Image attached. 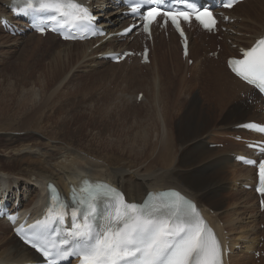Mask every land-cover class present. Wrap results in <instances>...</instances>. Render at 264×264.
<instances>
[{
  "label": "bare ground",
  "instance_id": "bare-ground-1",
  "mask_svg": "<svg viewBox=\"0 0 264 264\" xmlns=\"http://www.w3.org/2000/svg\"><path fill=\"white\" fill-rule=\"evenodd\" d=\"M94 1L99 4L95 15L104 18V23H102L104 26L122 25L124 27L127 24L126 18L113 19V15L119 14L121 9L116 10V7L104 0ZM11 2L12 0H0L1 14L7 13L6 6ZM237 11L243 13L238 14ZM231 13L234 14V18H238L231 29L243 36L239 37L229 33L224 36L226 42L231 40V45L247 44L249 46L254 39L264 35V0H249L237 9L234 8ZM240 18H242L241 22H239ZM246 35L257 37L248 41ZM31 36L42 39L36 35ZM49 37L58 40L54 35H49ZM99 41L53 43L51 48L60 49L55 50L54 54L57 55L51 59L46 69L48 74L36 78L38 85L41 84V88L47 89L50 81H56L61 73L75 65L89 76H98L99 79L102 77V80L103 78L115 80L119 77L126 82L129 79L134 82L138 78V81L134 83L138 85L137 88L146 87L147 89L152 83L155 86L153 91H150V88V92L145 89L148 94H145L144 103H151L152 111L150 118L143 126V132L126 135L125 126L109 118L107 111L111 110L110 107H115L116 102L108 99L113 94L109 96L110 90L100 89V84L96 87L92 84H75L74 86H77L72 87L75 90L74 96L71 95L73 91L69 97H77L76 90L81 89L93 93L97 97V104L106 105L103 108V114L109 120L101 118L99 121H93L90 117H86L87 100L72 102L70 99L64 100L63 94L68 96L66 93L71 90L62 93V96H58L56 91L50 92L41 107L35 109L34 112H37L35 117L29 113L41 102V99L37 100L35 93L30 91L28 96L23 95L25 99L17 104L16 109L13 107L15 102L11 101L18 93L13 91L11 96H2L0 97L1 123L4 122L7 127L14 122L29 124L25 128L26 131L37 129L46 131L50 127L52 131H57L55 136L59 138H56L53 133L44 132L48 136L47 139L56 144L52 147L56 153L50 151L47 154L46 151L47 155L43 156V149L32 146L28 148L29 151L20 152L16 156L12 155L11 158L6 159L7 161L0 159V199L7 198V196L8 200L17 199L20 196L19 206L24 205L22 209L35 214L42 209L41 204L45 200L49 182L55 183L62 193L68 195L71 186L76 188L82 181H105L121 188L130 201L142 200L149 191L157 192L167 188H177L197 201L220 233L228 231L226 235H223L224 238L227 237L231 244L239 246L238 251H234L232 257L229 256V264H250L251 256L248 253L254 249L256 237L260 233L259 220L264 222V214L259 211L256 196L253 192H246L243 189L245 185L255 183L254 170L244 168L234 160L235 156L241 154L242 144L231 142L223 151L216 148L211 149L209 145L216 142L213 141L214 137L221 138V136L235 134L234 129L240 124L251 121L264 123V101L252 88L235 78L229 70L224 69L222 64L217 68L207 67V62L215 64L209 58L204 59V62L197 60L198 65L196 69H193L194 76L198 75L197 83L199 84L186 85L187 77L183 72L175 69L171 62H167L170 59L167 55L160 57L162 59L155 56L156 47L154 54L151 53L149 56L150 67L149 65L144 66L149 67V70L154 68V71L143 82L139 81L144 80L147 75L141 77L140 71H143L144 67L141 68L138 64L127 68L124 66L125 63L112 64L111 71L104 69L94 72L90 69L91 65L93 64L92 67L102 65L105 61L98 59H103V54L109 49H115L120 43L116 38L97 48L94 45ZM203 45L202 39L192 43L190 58L192 55L195 56ZM63 46L67 48L64 47L61 50ZM127 46L128 44H125L123 48L128 49ZM223 48L224 50L220 53L221 57L224 56L223 53H234L227 44ZM174 51L176 53V50ZM122 67H124L122 72L116 70ZM133 93L138 95L139 91L137 93L135 90ZM162 95L164 96L163 104L160 101ZM125 97L119 99V105L124 106L125 102L131 101L130 97ZM91 98L92 95H90ZM26 100L27 103H25ZM250 100L252 104L249 103ZM94 103L95 101H92L90 106L93 107ZM27 104L30 105L27 107ZM44 106L51 107L53 113L43 116L41 109ZM184 107H186L185 110ZM251 114L262 120L247 119ZM89 116L97 115L89 113ZM44 117H47L48 123L41 124ZM125 117L128 116L125 115ZM66 119L68 121H65ZM92 122L94 123L91 126ZM74 124L78 125L71 132L70 129ZM151 128L153 132L150 133ZM64 133L74 139H68L65 135L60 136ZM15 142L20 143V140H15ZM236 146L237 151L233 152L232 149ZM35 149L41 153L42 158L41 156L34 157L32 151ZM230 153H235L234 157H230ZM58 154L64 159L58 161ZM131 169L135 171L130 172ZM238 181H240V186ZM24 199L27 200L25 204ZM252 202H255L257 206L256 213H250L255 210L254 207H249ZM32 205L35 207L33 211L30 208ZM220 221L222 226H217ZM0 228V264H23L40 260L32 250L14 237L10 225L5 220H0Z\"/></svg>",
  "mask_w": 264,
  "mask_h": 264
},
{
  "label": "snow or ice",
  "instance_id": "snow-or-ice-1",
  "mask_svg": "<svg viewBox=\"0 0 264 264\" xmlns=\"http://www.w3.org/2000/svg\"><path fill=\"white\" fill-rule=\"evenodd\" d=\"M179 2L185 3L186 0ZM238 2L239 0H226L224 7L231 9ZM31 3L32 0H25L26 7H31ZM159 3L160 0H135L132 14L151 26L161 15V10L156 7ZM40 7L68 16L70 14L64 11L65 7L80 9L81 5H65L60 0H52L49 3H41ZM84 12L86 18V8ZM163 15L167 16L177 29L180 28L179 17L186 21L190 18L187 10L167 11ZM74 19L80 20L82 17L74 16ZM196 20L207 30H211L217 23L213 12L206 9L197 11ZM141 26L143 25H132L125 31H132L133 28L139 30ZM99 34L106 35L103 32ZM180 36L186 39L183 31ZM64 38L75 37L66 35ZM259 45L264 50V38L259 40ZM256 52L257 48H252L245 54L247 59L232 61L233 65H241V68H234L233 71L249 84L264 89V55L256 61L253 59ZM261 131H264V128ZM258 174L260 187L257 191L264 197V160L258 163ZM101 188L106 186L96 185L91 190H79L80 193L86 191V195L78 194L74 189L71 206L60 200L58 207L63 209L62 212L51 215V208L49 209L51 223L62 226V231L57 233L61 237L58 243L50 245L44 234V227L31 229V236L29 231L23 228L14 230L25 244L42 255L44 264H74L75 261L80 264H221V244L214 234L209 232L205 235L208 230L200 227L202 220L196 207L190 202H185L186 207L182 213L175 201L166 202L160 207L150 203L140 207L135 203L124 204L119 201L121 193L107 197V192L112 189H106L102 194ZM105 199L111 200V206L101 218L99 206ZM8 219L15 223L14 216Z\"/></svg>",
  "mask_w": 264,
  "mask_h": 264
},
{
  "label": "rangeland",
  "instance_id": "rangeland-1",
  "mask_svg": "<svg viewBox=\"0 0 264 264\" xmlns=\"http://www.w3.org/2000/svg\"><path fill=\"white\" fill-rule=\"evenodd\" d=\"M0 5H1V3H0ZM237 12H238V14L243 13L241 11H237ZM32 38L33 37L30 35L24 36L21 38H11L0 30V97L11 96L13 94L12 93L13 91L16 94L18 93L17 95H14V97L15 96L16 97L13 98V100L11 101V102H13V101L15 102V104H13L14 109H16V107H18L17 104H20V101L25 99V97H22V96L25 94H27V96H28V93L31 91L37 95L36 96L37 100L41 99V102L38 104V106L36 108H34L31 112H29L35 117L37 114V112H34L35 109L41 107L43 101L49 96L50 92L56 91L57 94H59L58 96H62V93H64V92L66 93L67 91L71 90V91H69L70 93L69 92L66 93L68 96L63 94L65 96V97L63 96L64 100L70 99L71 102L75 101V100L78 101L81 99L87 100V110H86L87 115H86V117H90L93 121L94 120L99 121V120H101V118H103L104 120H109L108 117L104 116V114H103L104 113L103 108H105L106 105L97 104V101H96L97 97L93 93L85 92L82 89L76 90L77 97H75L76 99L73 98V96H74L73 94L75 93V90L73 88L77 86V85L74 86L75 84H80V85L81 84L82 85L92 84L95 87L99 86V84H100V86H99L100 89L110 90L111 94L109 96H111L113 94V96L108 97V99L110 101L116 102V104H114L115 107H113V108L110 107L109 109H111V110L107 111V113H108L107 115L109 116V118H112L111 120H113L114 122L116 120L118 123H120V125L125 126L126 129L124 132H126V135L128 133H136V132L142 133L143 132V126H144V124L147 123V119L150 118V113L152 111V104L149 102L148 103L147 102L146 103H144V102L135 103L136 99L134 100V97L136 96V93L134 94L133 92L136 90L137 93H138V91L139 92L143 91L144 94H148L147 91H149V88H150V91H153V89H155V86L152 83H151V85L149 84L148 89H147L146 87L137 88L138 85L134 84V83H135V81H138V78H136V80L134 82L130 79L126 82L125 80H123L122 78H119V77L115 78V80L114 79L113 80L112 79L107 80L108 78H103V80H102V77H100L101 79H99L98 76H95V77L89 76L88 73L78 69V66L75 65L76 67L74 66L73 68H70L68 71L66 70L65 71L66 73L65 72L61 73V75L58 77L59 80L57 78L56 81H52V82L50 81V83L47 86L48 88L43 89V88H41L42 87L41 84L38 85L39 82L37 79L40 76H44L45 74H48V71L46 69L48 68V66L50 64L51 59H53V57L55 55H57V54H54V53H56L55 50L57 51L58 49H60V48H58V49L51 48L52 44L53 43H59V42L56 41L55 39H50V38H47V39L45 38V39H41V40H39L38 38H33V39ZM197 39L198 38H193V40H197ZM206 42H207V44L205 45V47L208 48V50L203 51L201 53L200 52L198 53V56H200L199 60L201 58L205 57L206 54H208L209 52L212 53L211 51L219 50L218 44L221 42V40L219 38H216L215 42L211 43L210 39L207 38ZM227 43L229 44L230 41H228ZM210 45H212V46H210ZM95 46H97V45H95ZM157 46L158 47H157L155 56L160 58V57H162V53H165L166 55H168L170 59L167 60V62L168 63L171 62L172 64L174 62L173 65L176 66L174 68L183 72L185 77L188 76V78H187L188 82L186 83V85H188V84L198 85L199 84V83H197L198 75L192 76V77H194L193 80L190 79L191 73L193 74V72H194L193 69L194 68L196 69L198 62L194 59H193L195 61L194 65H188L186 63V61L181 62L180 47H179L176 40H175V43H173L171 41V39L165 38V39L160 40ZM174 46L176 48V53L174 52V50H175ZM64 47L67 48L66 46H63L61 48V50H63ZM231 47L233 48V46H231ZM233 54L236 55V53H233ZM223 55L228 56L230 54H224L223 53ZM160 59H162V58H160ZM204 59H206V57ZM177 60L179 62H177ZM212 60L215 62V64L212 63L210 65L211 67L217 68V67H219L218 65L222 64L224 69H226L225 59L220 58V60L219 59L218 60L212 59ZM208 64L209 63H206L207 67H209ZM99 66L100 67L97 69H93L91 67H90V69L94 72L96 70H104V69L106 71H111V68H110L111 65L109 63H104L103 65H99ZM149 67H147V69L145 67L143 71H140L141 77H143L144 75H147V76L144 80L139 81V82H143L150 77L149 75L152 71H154V68H150L151 70H149ZM74 69H75V71H74ZM85 70H86V68H85ZM116 70L117 71L120 70L119 72H122L124 70V67H122L120 69L117 68ZM69 71L70 72L72 71V72L70 73ZM70 74H71V76H69ZM84 75L85 76L88 75V76L85 77ZM146 82H148V81H146ZM62 83H63V85H62ZM169 84H172V82H169ZM69 86H71V87H69ZM68 87H69V89H68ZM145 89L147 91H145ZM71 92H73V93L71 94ZM70 94L73 96L69 97ZM90 95H92L91 99H90ZM125 95L127 97H125ZM123 96L125 98H129V97L131 98V101L129 103L125 102L124 106L119 105V103H120L119 99H123L124 98ZM67 97H69V98H67ZM7 100H10V99H7ZM92 101H95V103L92 105L93 107L90 106V103ZM160 101H161V104H163V101H164L163 95L161 96ZM250 101H249V103L252 104V102H250ZM25 103H27V100L25 101ZM30 104H27L26 106L28 107ZM128 108H129V111H128ZM185 109H186V107H184V110ZM106 110H108V108ZM122 110H124V112ZM126 110L128 111V113H126L127 112ZM133 110H134V112H133ZM41 112L44 113L43 116H45V115L52 114L53 110L51 107L44 106L41 109ZM60 113H62V112H60ZM89 113L96 114L97 116L91 117V116H89ZM57 114H59V113H57ZM57 114H55V115H57ZM125 115L128 117H125ZM57 117L60 118L58 115H57ZM249 118H253L255 120H262L261 118L253 116V114H251V115H249V117H247V119H249ZM176 119H177V117H176ZM123 120H126V121L123 122ZM65 121H68V120L66 119ZM86 121H88V118H86ZM42 123H48L47 117H44L41 124ZM93 123L94 122L91 123V126L93 125ZM4 124H5L4 122L1 123V121H0V159L2 161H7L6 160L7 158L8 159L11 158L12 155L16 156L20 152L29 151L28 148H30L32 146L40 147L39 149H41V150L43 149L42 150L43 156L47 155L50 151L51 152L54 151L56 153L54 148H52L56 144H54L53 142L48 140L47 134L44 133L47 131V133H49V134L53 133L55 136V134L57 132L56 130L52 131V129L49 127V128H47L46 131L45 130H39L38 131V129L26 131L25 128L29 124L14 122L9 127H7V125L6 124L4 125ZM77 125L78 124H74L71 127V129H70L71 132L74 131V129L76 128ZM149 132L150 133L153 132V129L151 128ZM63 135L67 136L68 139H74L72 136L67 135L66 133L60 134V136H63ZM55 137L59 138V136H55ZM221 139H222V141H221ZM223 139H225V138H217L216 139L214 137L213 141L225 142V143H218V144H222L223 146L226 145L225 147H227V144L230 141L228 140V142H226V140H223ZM15 140H20V143L15 142ZM38 145H40V146H38ZM232 147L233 146H231V148ZM216 149H218V150L220 149L223 151L224 147L216 148ZM46 151H47V154H46ZM232 151L236 152L237 146L234 149H232ZM32 153H33L35 158L37 156H38V158L41 156V153L39 151H37L36 149L33 150ZM57 153H60V152H57ZM43 156H41L40 158H42ZM57 158H58V161H61L64 159L59 154L57 155ZM0 168H1V165H0ZM133 170L135 171V169H131L129 171L132 172ZM32 179H34V178H32ZM33 191H34V188H33ZM34 206H35V204H34ZM249 207H254V206L249 205ZM30 208H31V211H33L35 209V207H33V205L30 206ZM256 212H257V206L255 205V210L250 212V213H256ZM259 224H261V226H264L263 220L260 219ZM261 226H258L260 233L264 232V229H262ZM250 262H251L250 264H263V262L257 263L252 256H251Z\"/></svg>",
  "mask_w": 264,
  "mask_h": 264
}]
</instances>
